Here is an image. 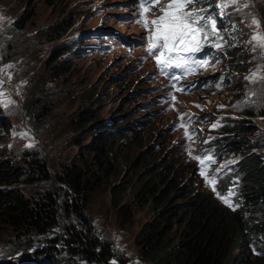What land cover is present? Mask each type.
<instances>
[{
    "label": "rangeland",
    "instance_id": "rangeland-1",
    "mask_svg": "<svg viewBox=\"0 0 264 264\" xmlns=\"http://www.w3.org/2000/svg\"><path fill=\"white\" fill-rule=\"evenodd\" d=\"M167 3L160 0L145 15L156 19L152 9ZM191 7L216 20L219 38L210 35L202 41L203 51L191 54L208 64L192 66L190 74L181 68L161 74L155 57L147 53L149 31L137 22L139 0H0V158L21 161L24 153L40 152L54 172L85 157L103 130L123 133L107 156L115 172L99 180L93 177L83 195L92 231L110 246V263L76 258L74 264H153L135 242L153 216L151 207L137 200L147 177L143 161L158 158L159 166L173 167L179 187L188 186L192 194L235 209L239 161L250 152L264 158V48L252 40L253 35H264V0H198ZM252 18L260 21L259 27ZM72 20L71 28L57 36L54 29ZM63 50L69 53L60 58L62 66H55V56ZM254 72L256 77L249 79ZM34 88L37 101L29 110L26 98ZM84 111L98 120L80 129L75 119ZM230 118L255 125L243 134L248 146H217L231 139L223 132ZM194 156L205 158V174L215 178L216 192L233 207L207 185ZM59 223L67 222L60 217ZM14 237L0 228V257L12 256L21 263L35 249L11 255L7 248ZM256 245L264 259V243ZM243 251L254 257L249 248ZM63 252L56 264H69L66 249ZM9 259L1 258L0 264H10Z\"/></svg>",
    "mask_w": 264,
    "mask_h": 264
},
{
    "label": "trees",
    "instance_id": "trees-1",
    "mask_svg": "<svg viewBox=\"0 0 264 264\" xmlns=\"http://www.w3.org/2000/svg\"><path fill=\"white\" fill-rule=\"evenodd\" d=\"M73 22L55 28L57 36L71 28ZM66 53L69 50L58 51L55 66L63 65L59 60ZM36 101L34 88L26 98L29 110ZM90 120L96 121L98 116L84 111L75 123L83 129ZM229 120L223 132L231 139L217 146L226 150L248 146L243 134L251 132L255 125L243 118ZM118 131L103 130L99 139L88 146L85 157L63 163L54 172L49 171L40 152L24 153L21 161L0 158V228L4 226L15 236L7 249L11 255L35 249L21 263L12 256L0 259L10 258V264H56L66 249L69 264H74L76 258L89 263H110V246L92 231L85 213L88 198L83 195L92 186L93 177L99 180L115 172L114 163L107 156L123 136ZM157 161L154 158L141 163L147 177L139 185L137 200L153 211L152 218L135 236L143 257L153 264L264 263L256 247L264 243V158L250 152L239 161V207L235 209L192 194L188 186L179 187L173 167L167 163L159 166ZM14 183L21 184L26 191L20 187L1 188ZM118 192L114 193V200ZM60 217L67 223L60 225ZM244 248L252 250L254 257L249 258Z\"/></svg>",
    "mask_w": 264,
    "mask_h": 264
},
{
    "label": "snow or ice",
    "instance_id": "snow-or-ice-1",
    "mask_svg": "<svg viewBox=\"0 0 264 264\" xmlns=\"http://www.w3.org/2000/svg\"><path fill=\"white\" fill-rule=\"evenodd\" d=\"M139 2L141 19L137 22L149 31L147 53L155 57L157 68L161 74H166V71L170 68H181L185 70L186 74H190L192 66L203 67L208 64L207 60L197 61L192 59L191 54L203 51L202 41H206L210 35L219 38V32L216 28V20L211 15H199L198 13L202 12L203 9L197 10L191 7L198 0H168V3L162 7L152 9L155 13H158V16L156 19L151 20L147 18L145 11L148 10L149 6L159 4L160 0H139ZM232 2L234 3L235 0H232ZM252 24L259 27L260 21L252 18ZM252 40L257 41L259 47L264 48V35H253ZM213 46L216 48L221 47L220 44H214ZM190 61L191 65L189 64ZM255 77L256 73L254 72L249 79ZM172 78L175 79V77ZM178 90L182 91L183 89ZM183 115L181 114V119H183ZM184 126V124H181V127ZM216 126L213 125V127ZM185 135L190 137L187 131ZM193 159L200 162V174L204 176L207 185L228 207H233L228 198L220 196L216 192L215 178H209L205 174V158L194 156ZM213 162L209 157L208 163Z\"/></svg>",
    "mask_w": 264,
    "mask_h": 264
}]
</instances>
